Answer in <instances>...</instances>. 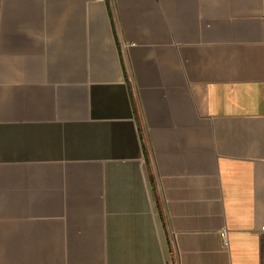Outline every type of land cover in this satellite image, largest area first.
I'll return each instance as SVG.
<instances>
[{"label": "crops", "instance_id": "obj_1", "mask_svg": "<svg viewBox=\"0 0 264 264\" xmlns=\"http://www.w3.org/2000/svg\"><path fill=\"white\" fill-rule=\"evenodd\" d=\"M0 264H264V0H0Z\"/></svg>", "mask_w": 264, "mask_h": 264}]
</instances>
